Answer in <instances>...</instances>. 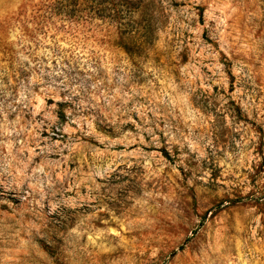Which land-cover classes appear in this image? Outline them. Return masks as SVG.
<instances>
[{
	"label": "rangeland",
	"instance_id": "1",
	"mask_svg": "<svg viewBox=\"0 0 264 264\" xmlns=\"http://www.w3.org/2000/svg\"><path fill=\"white\" fill-rule=\"evenodd\" d=\"M0 264H264V0H0Z\"/></svg>",
	"mask_w": 264,
	"mask_h": 264
}]
</instances>
